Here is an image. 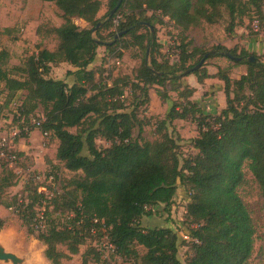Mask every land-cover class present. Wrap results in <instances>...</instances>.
Instances as JSON below:
<instances>
[{
	"label": "trees",
	"instance_id": "obj_1",
	"mask_svg": "<svg viewBox=\"0 0 264 264\" xmlns=\"http://www.w3.org/2000/svg\"><path fill=\"white\" fill-rule=\"evenodd\" d=\"M42 1L55 3L63 18L59 26L50 29L57 40L55 49L41 48L22 65L11 68L7 67L8 51L0 49V70L8 94L25 92L17 109L20 116H33L40 108L43 121L37 129L57 140L55 158L68 171L80 172L59 194L45 197L37 192L35 183L32 193L23 192L9 205L23 222L29 221L31 229L34 208L42 200L46 208L53 203L59 214L71 212L59 225L55 218L49 219L45 208V230L37 232V239L45 245L47 260L62 264L87 243L89 248L82 254L81 263L87 264L90 253L93 262H102L95 241L102 234L99 224L103 221L115 249L108 259H133L134 264H247L256 229L238 189L245 182L243 167L247 166L264 197V53L249 51L243 45L217 44L208 51L198 46L189 49V42H182L179 56L170 62L160 57L154 33L141 22L152 25L151 18L167 17L183 32L226 19L225 30L231 33L244 18L253 16L251 23L258 22L254 30L258 32L264 27V0H121L113 12L118 0H108V9L101 17H97L100 0ZM147 11L151 18L144 17ZM119 13L122 16L115 30L108 31ZM74 17L90 27H79L72 21ZM141 28L146 32H139ZM102 29L108 31L107 39ZM121 31L126 32L115 38ZM100 45L117 52L118 57L122 51L117 49L140 48L143 55L134 76L117 75L110 77L109 83L95 79V70L88 66ZM210 51L214 53L209 57L228 52L239 58L224 56L232 65L217 67L213 74L203 67L205 61L190 73L200 84L210 77L223 82L225 106L214 115L202 112L191 100L195 88L182 81L186 76L183 72ZM62 62L74 67L66 71L67 76H73L71 83L49 75L52 66ZM240 65L246 66L245 72L232 79L231 68ZM153 85L161 87L156 90L161 100L169 98L170 90L181 101L171 103L165 117L157 121V137L148 140L142 135L145 123L138 116V107L149 100ZM126 88L132 102L137 101L129 110ZM177 119L194 121L198 132L190 139L196 153L182 164L179 136L174 137L167 128ZM96 137L108 141V146L98 148ZM0 163L9 170L1 178V192L13 185L15 172L5 159L0 158ZM179 185L188 190L186 217L195 225L189 231L192 256L185 263L178 258L176 232L166 226L141 224L142 217L152 215L154 206L162 204L169 210ZM92 228H97L96 234L91 233Z\"/></svg>",
	"mask_w": 264,
	"mask_h": 264
},
{
	"label": "rangeland",
	"instance_id": "obj_2",
	"mask_svg": "<svg viewBox=\"0 0 264 264\" xmlns=\"http://www.w3.org/2000/svg\"><path fill=\"white\" fill-rule=\"evenodd\" d=\"M102 5L97 13V17L104 15L108 9L107 1L100 0ZM264 11V5H263ZM151 12L147 11L144 14L145 18H151ZM121 13L114 17L112 20V26L110 30H115V25L118 23ZM253 16L244 18L243 23L240 26L235 27L233 32L228 33L225 28L227 20L224 19L218 24L208 25L202 24L197 27L189 28L183 32L177 28L172 21L167 17L151 18L152 32L156 37V41L159 44L160 57L168 59L170 62L177 59L180 53L179 45L184 42H189V49L194 46L201 47L204 51L210 50L217 44L225 45L226 47H233L234 45L240 46L241 41L245 40L246 36L250 38L249 42L253 50L264 47V27L260 28L258 32H254L251 28V19ZM72 21L81 28H88L90 24L80 18H72ZM63 22L61 13L57 6L53 2H47L42 0H0V49H5L9 53V59L7 67L20 66L24 61L32 56L36 55L41 48H47L50 50L55 49L57 40L50 32L52 27L59 26ZM142 26L148 27L141 22ZM150 29V28H149ZM107 30L102 29L101 34L107 39ZM139 32H146L145 28H141ZM122 51L120 57L116 56V53L108 51L104 45H100L97 48V54L95 60L88 66L95 70V79L101 80L105 83L111 81L110 77L117 75H129L131 78L135 74L136 68L141 62L143 51L135 46L129 48L117 49ZM148 49L147 54H149ZM256 52V51H253ZM257 53V52H256ZM262 54V53H261ZM227 65H232V62L226 57L212 56L205 60L203 67L210 72H215L217 67L226 68ZM245 65L233 67L230 70L229 76L232 79L238 78L243 72H245ZM67 62H62L57 65H53L49 75L55 79L65 80L67 83H71L73 76H67V70H73ZM2 70H0V135L9 136L15 132L17 122L13 117L21 104V101L25 95V92H18L15 95L8 94L5 89V82L1 78ZM217 79L216 77H212ZM183 83L194 85L197 87V93H193L191 100L194 101L205 114H218L221 96L217 92L216 86L206 85L203 82V86L196 81L193 74L186 75L182 78ZM159 86L153 85L149 88V100L143 102L138 107V116L142 119L143 123V137L148 140H153L157 137L156 124L161 118H164L169 110L173 101H181L178 99L177 94L174 91H168L169 98L161 100L156 90L161 89ZM130 89L126 88L125 104L127 109H131L133 104H137V101L132 102L130 95ZM223 95V94H222ZM142 99V97H140ZM225 106V102H224ZM41 115V109L38 108L33 114V117H39ZM168 132L177 138L179 145L178 153L180 158V164L184 159L192 157L196 150L191 146V138L197 136V127L194 121L174 120L171 124L167 125ZM35 130L33 129L27 136H21L18 134L15 137L13 143L25 144V150H18V147L13 144V151L18 154V160L14 170H19L20 173H16L13 177L10 187L4 188L0 192V197L3 202L0 205V218L2 220V227L0 233H9L10 248L15 250L19 254H25L28 260L35 262L36 264H51L44 255L45 245L37 239V232L31 229L29 221L21 219L19 213L10 207L12 200L23 192L32 193L35 182L29 181V175H39L40 180L38 183L42 184L45 188V197H49L52 193H61L64 190L69 179L73 176L80 174V172L74 173L68 171L63 166V163L55 158V143L56 139L51 136H43L47 149L40 150L38 146L33 148H26L30 145L27 141L28 136ZM71 131H75V128H71ZM136 130L134 131V135ZM96 146L103 148L108 146L109 142L101 137H96ZM44 163L45 166H44ZM19 168V169H17ZM6 167L0 163V185L1 178L7 173ZM245 173V182L239 187L238 192L249 209L253 222L255 224V237L253 243V253L249 258L247 264H264V197L261 195L257 182L253 175L248 170L247 166L243 167ZM52 179V180H51ZM51 180V182H49ZM188 202V190L183 185H179L176 194L173 198L172 204L169 210L163 209V205L159 204L153 207V213L149 220L141 221L143 226H166L170 227L179 236L178 242V258L183 263L192 256V242L189 236L191 227H195L194 224L186 217V204ZM45 208L47 203L45 202ZM49 211V219L56 220L59 225L70 215V211H63L60 214L54 210V205L49 204L46 208ZM146 217V216H145ZM47 221V224L50 223ZM184 236H187L185 239ZM194 241V240H193ZM89 242V241H88ZM91 242V241H90ZM58 248L64 252H67L64 245H59ZM89 245L87 243L82 244L79 247V252L76 255H72L70 259H65L62 264H82V254L87 252ZM139 253H143L144 249L139 247ZM92 253L87 256V264H134L131 260L120 258H104L102 262L95 263L91 259ZM1 264V263H0Z\"/></svg>",
	"mask_w": 264,
	"mask_h": 264
},
{
	"label": "built area",
	"instance_id": "obj_3",
	"mask_svg": "<svg viewBox=\"0 0 264 264\" xmlns=\"http://www.w3.org/2000/svg\"><path fill=\"white\" fill-rule=\"evenodd\" d=\"M252 26H253V30L256 31L258 29V22L256 20L253 21ZM13 119H17L16 122L18 123L16 126L15 132L11 133L9 136L0 135V158L5 159L8 162L9 167L15 172V174L16 173L18 174L20 173V169L17 168L19 170H14V167H16V163L18 160V156L12 150L13 149L12 147L14 144L13 141L15 140V137L18 134H20L21 136L23 135L27 136L33 129H37L42 123L43 119L41 116L39 117L20 116V114L17 111ZM42 135L47 136L48 133L45 132V133H42ZM28 178H30V180L35 183L38 182L36 180H40V176L34 175V174L31 176L29 175ZM51 180L49 182H51ZM45 191H46V188L42 184L38 183L37 192L45 194ZM21 196H22V193L18 195V198ZM34 209H35V214L33 217V224H32L33 229L36 232H43L46 226L45 201L44 200L40 201V204L35 206ZM96 221L97 219H94V222ZM99 228L101 229L102 234L99 235L98 238L96 239L95 245L104 258H109L114 254L115 249H114L113 244L109 242L108 233L106 231V227L103 221H101V223L99 224ZM91 233L96 234L97 228H92ZM184 238L186 239L187 236H184ZM114 258L116 259L117 257L115 256Z\"/></svg>",
	"mask_w": 264,
	"mask_h": 264
},
{
	"label": "water",
	"instance_id": "obj_4",
	"mask_svg": "<svg viewBox=\"0 0 264 264\" xmlns=\"http://www.w3.org/2000/svg\"><path fill=\"white\" fill-rule=\"evenodd\" d=\"M120 3H121V0H118V2L116 3L115 7L112 9L111 12L115 11V9L120 5ZM143 24L146 26H149L150 31L153 30V27L149 22H143ZM98 25L99 24H97L93 28V31H95L97 29ZM125 32L126 31H121V32L117 33L115 35V38L117 36L122 35ZM211 53H214V52L210 51V52L205 53V55L200 59V61L196 65H194L193 67H191L189 69H186L183 72V74L189 75L191 72L197 70L199 67L202 66L205 59H207L209 57V55H211ZM222 54L224 56L228 57L229 59H232V60H238L239 59L238 57L232 56L228 52H223ZM249 60H253V57L250 56ZM0 263L1 264H36L35 262L28 260L27 255L19 254L15 250H12L10 248L9 233L8 232L0 233Z\"/></svg>",
	"mask_w": 264,
	"mask_h": 264
},
{
	"label": "crops",
	"instance_id": "obj_5",
	"mask_svg": "<svg viewBox=\"0 0 264 264\" xmlns=\"http://www.w3.org/2000/svg\"><path fill=\"white\" fill-rule=\"evenodd\" d=\"M250 38H248L247 36H246V38H245V40H242L241 41V44L246 48V49H248L249 51H256L258 54H261V53H264V47L263 48H259V49H255V50H253V48H251L252 46H251V44H250V40H249ZM216 72V71H215ZM215 72H210L209 71V73H211V74H213V73H215ZM203 82H205V84L206 85H215L216 86V89H217V92H219V94H220V96H221V104H220V106H219V109H221V108H224V102H225V97H224V93H223V82L221 81V80H219L218 78L217 79H215V78H212V77H210V78H206ZM190 86H192V87H194L195 88V92H194V94L195 93H197V87L196 86H194V85H190ZM201 86H203V83L201 84ZM223 94V95H222ZM192 98H193V96H192ZM193 100V99H192ZM27 141L28 142H30V145L28 146H26V148L28 147V148H33L34 146L36 147V146H38L39 147V149L40 150H45V149H47V146H46V143H45V139H43V137H42V133L39 131V130H35V131H33L29 136H28V138H27ZM25 144H23V143H14V146L16 147H18V150H25L24 149V146ZM55 146H57V142L55 143ZM55 151H56V147H55ZM45 164L46 163H44V166H45ZM47 165V164H46ZM151 218V216H146V217H142V219H141V221H144V220H149ZM12 249V248H11ZM13 250V249H12Z\"/></svg>",
	"mask_w": 264,
	"mask_h": 264
}]
</instances>
